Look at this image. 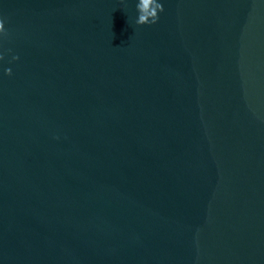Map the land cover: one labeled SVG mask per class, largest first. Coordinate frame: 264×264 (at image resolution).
<instances>
[{
    "label": "water",
    "instance_id": "water-1",
    "mask_svg": "<svg viewBox=\"0 0 264 264\" xmlns=\"http://www.w3.org/2000/svg\"><path fill=\"white\" fill-rule=\"evenodd\" d=\"M159 2L0 0V264H264V0Z\"/></svg>",
    "mask_w": 264,
    "mask_h": 264
},
{
    "label": "clouds",
    "instance_id": "clouds-1",
    "mask_svg": "<svg viewBox=\"0 0 264 264\" xmlns=\"http://www.w3.org/2000/svg\"><path fill=\"white\" fill-rule=\"evenodd\" d=\"M163 11V4L159 0H138L136 23L139 26L155 25L159 20V13ZM0 32H6L4 19H0ZM5 74L11 76V69H6Z\"/></svg>",
    "mask_w": 264,
    "mask_h": 264
}]
</instances>
